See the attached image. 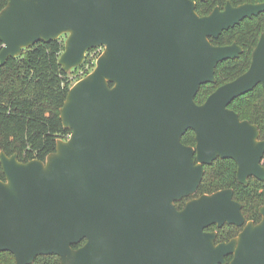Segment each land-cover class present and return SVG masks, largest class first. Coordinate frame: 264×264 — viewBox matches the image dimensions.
<instances>
[{
  "label": "water",
  "instance_id": "95a60500",
  "mask_svg": "<svg viewBox=\"0 0 264 264\" xmlns=\"http://www.w3.org/2000/svg\"><path fill=\"white\" fill-rule=\"evenodd\" d=\"M263 10L228 2L201 16L193 0H9L0 12L1 64L66 32V71L88 50H105L60 110L72 130L67 142L59 139L45 161L1 152L0 252L16 264L46 255L61 264H228L229 254V264H264V217L228 242L206 230L246 222L232 188L177 206L219 158L238 163L241 183L264 179L261 131L230 108L264 87V34L247 71L196 101L202 85L216 82L218 64L243 51L211 37ZM189 129L195 146L182 141Z\"/></svg>",
  "mask_w": 264,
  "mask_h": 264
},
{
  "label": "trees",
  "instance_id": "16d2710c",
  "mask_svg": "<svg viewBox=\"0 0 264 264\" xmlns=\"http://www.w3.org/2000/svg\"><path fill=\"white\" fill-rule=\"evenodd\" d=\"M8 2L9 0H0V12ZM211 2L214 0H209ZM200 12L203 14L207 11ZM262 32L264 13L245 19L224 31L218 38L211 39L215 45H228L236 41L243 48V52L234 59H226L218 64L215 71L216 82L202 85L196 96L197 103H203L220 85L247 71L252 52ZM2 47L3 42L0 40V50ZM64 50L65 40L61 37L49 42L40 40L25 48L22 54L10 57L4 64L0 62V155L4 151L9 156L17 153L22 162L33 159L45 161L50 153L56 151L58 140L71 134L72 130L64 126L60 112L74 79L71 71L64 70L59 62ZM230 108L242 120L258 125L260 139L264 140V87L261 84L236 98ZM182 141L195 146V132L189 129L183 135ZM0 179L6 180L1 156ZM226 188L234 190L235 198L243 204V211L248 219L255 217L257 208L264 205V182L250 180L248 185L240 183L236 161L219 158L205 165V174L198 191L177 201V206L182 209L186 202L195 197ZM227 229L237 231L239 228L229 226ZM223 233L220 229L218 241L229 240L238 232L227 236ZM85 242L83 240L74 247L78 248ZM0 264H16L14 254L10 251L0 252ZM30 264H61V259L58 255L39 256Z\"/></svg>",
  "mask_w": 264,
  "mask_h": 264
},
{
  "label": "flooded vegetation",
  "instance_id": "af4514ba",
  "mask_svg": "<svg viewBox=\"0 0 264 264\" xmlns=\"http://www.w3.org/2000/svg\"><path fill=\"white\" fill-rule=\"evenodd\" d=\"M193 1H195V4H196V11H197V13L199 14V15H201V16H205V15H209L210 13H212L213 11H214V9L215 8H220L221 10H224L225 9V7H226V5H227V3L228 2H230L233 6H240V5H242V4H246V3H253V4H259V3H264V0H256V1H242V0H214V2H211V3H209V0H193ZM201 2V3H200ZM208 2V3H207ZM200 4H202V5H200ZM212 4H213V6H212ZM211 7V8H210ZM210 9V10H209ZM209 10V11H208ZM200 11H202V12H205V11H207V12H205V13H201ZM262 13H264V10L260 13V14H258V15H254L253 17H258L259 15H261ZM253 17H250V18H253ZM245 19H249V17L248 18H245ZM244 19V20H245ZM244 20H242V21H244ZM241 21V22H242ZM239 24V23H238ZM237 25V24H236ZM234 27V26H233ZM232 28V27H231ZM230 29V28H229ZM226 31V30H225ZM264 34V32H262L261 33V35H260V38H261V36ZM212 38H218V37H211V39ZM260 38H259V40H258V42L260 41ZM236 41H234L233 43H235ZM258 42H257V44H258ZM232 43V44H233ZM237 43V42H236ZM238 44V43H237ZM257 44H256V46H257ZM228 45H230V44H228ZM256 46H255V48H256ZM254 48V49H255ZM254 51V50H253ZM243 52V51H242ZM241 52V53H242ZM240 53V54H241ZM253 53V52H252ZM240 56V55H239ZM252 61V60H251ZM251 65V64H250ZM237 163V162H236ZM262 164H263V166H264V158H263V162H262ZM237 178H238V163H237ZM250 180H258V181H260V182H264V179L262 180V179H258V178H256L255 176H250V177H248V183L247 184H245V185H248L249 184V182H250ZM239 181V180H238ZM241 183V182H240ZM242 184H244V183H242ZM186 198H188V197H186ZM234 198H235V195H234ZM235 200H237L236 198H235ZM238 202H240L239 200H237ZM241 203V202H240ZM242 204V203H241ZM264 207V205H260L258 208H257V212H255V217H253V218H251V219H248L247 217H246V215L244 214V211H243V204H242V211H243V214H244V216H245V218H246V222L243 224V225H241V226H238V225H234V224H225L224 226H222V227H218L219 229L217 230L218 231V233H219V230L220 229H222L223 230V234L225 235V236H227V235H229L230 233H234V232H238L237 233V235H235L234 237H237V236H239V234L244 230V228H245V226L249 223V222H253L254 224H259L262 220H263V214H262V212H261V209ZM213 226H217V224H212V225H210V226H208L207 228H206V230L207 231H213V229H212V227ZM229 226H235V227H237V228H239L237 231H235V230H233V229H227ZM226 231H229V233L228 234H226ZM234 231V232H233ZM217 233V240H216V242L217 243H220V242H228V241H230L232 238H234V237H232V238H230L229 240H225V241H218V234ZM233 259V254H229V255H227L226 256V260H227V262H228V264L231 262V260Z\"/></svg>",
  "mask_w": 264,
  "mask_h": 264
},
{
  "label": "rangeland",
  "instance_id": "374dc122",
  "mask_svg": "<svg viewBox=\"0 0 264 264\" xmlns=\"http://www.w3.org/2000/svg\"><path fill=\"white\" fill-rule=\"evenodd\" d=\"M68 36H69L68 32L60 35V37L64 39L65 41L67 40ZM104 50H105L104 46L96 47L91 50H88L86 52L83 62L80 65L69 70L71 71V75L74 78L73 85L76 84L79 80L89 76L96 69L97 61L99 57L103 54ZM70 136L71 134H69L68 136L64 138H61V140H64L65 142H67L70 139ZM219 228H218V225L212 227L213 231H216L217 233H218L217 230Z\"/></svg>",
  "mask_w": 264,
  "mask_h": 264
}]
</instances>
